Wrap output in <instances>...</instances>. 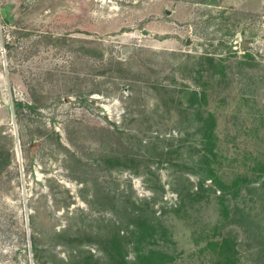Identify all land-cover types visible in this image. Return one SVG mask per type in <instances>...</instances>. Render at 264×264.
I'll return each mask as SVG.
<instances>
[{"label": "rangeland", "instance_id": "374dc122", "mask_svg": "<svg viewBox=\"0 0 264 264\" xmlns=\"http://www.w3.org/2000/svg\"><path fill=\"white\" fill-rule=\"evenodd\" d=\"M0 264H264V0H0Z\"/></svg>", "mask_w": 264, "mask_h": 264}, {"label": "water", "instance_id": "95a60500", "mask_svg": "<svg viewBox=\"0 0 264 264\" xmlns=\"http://www.w3.org/2000/svg\"><path fill=\"white\" fill-rule=\"evenodd\" d=\"M168 13H170V12L168 11ZM3 16H4V17L6 16V12H5V10H3ZM143 33H144V34H147L148 32H147V30H144ZM187 43H190V40H189V39L187 40ZM242 45H243V46H246V45H245V42H243Z\"/></svg>", "mask_w": 264, "mask_h": 264}, {"label": "trees", "instance_id": "16d2710c", "mask_svg": "<svg viewBox=\"0 0 264 264\" xmlns=\"http://www.w3.org/2000/svg\"><path fill=\"white\" fill-rule=\"evenodd\" d=\"M18 104H20V103H18Z\"/></svg>", "mask_w": 264, "mask_h": 264}]
</instances>
